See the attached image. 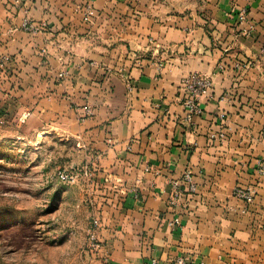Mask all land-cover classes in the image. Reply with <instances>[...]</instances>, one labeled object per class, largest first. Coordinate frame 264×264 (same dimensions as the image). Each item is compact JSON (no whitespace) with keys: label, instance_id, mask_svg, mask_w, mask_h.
Masks as SVG:
<instances>
[{"label":"crops","instance_id":"obj_1","mask_svg":"<svg viewBox=\"0 0 264 264\" xmlns=\"http://www.w3.org/2000/svg\"><path fill=\"white\" fill-rule=\"evenodd\" d=\"M263 42L264 0H0V109L95 168L98 262L264 264Z\"/></svg>","mask_w":264,"mask_h":264},{"label":"rangeland","instance_id":"obj_2","mask_svg":"<svg viewBox=\"0 0 264 264\" xmlns=\"http://www.w3.org/2000/svg\"><path fill=\"white\" fill-rule=\"evenodd\" d=\"M261 50L264 58V42ZM75 153L0 109V264H101L88 242L85 182L57 177Z\"/></svg>","mask_w":264,"mask_h":264},{"label":"built area","instance_id":"obj_3","mask_svg":"<svg viewBox=\"0 0 264 264\" xmlns=\"http://www.w3.org/2000/svg\"><path fill=\"white\" fill-rule=\"evenodd\" d=\"M94 10L91 7H87L84 19L86 21H89L90 18L93 16ZM6 57L0 55V70L4 68V65L6 64ZM159 66H162V63L159 62ZM209 85L208 78L200 75H192L189 78H187L184 82V87L186 90V98H185V104L192 112L199 111V106L197 104V99L200 93ZM87 113H90L89 108H86ZM57 177L62 182L66 183H76L80 180H83L86 183H93L94 179L96 178V170L94 167L89 165H83V166H66L63 168H59L57 171ZM183 180L185 182H188L190 184L189 188L193 189V185L191 182L190 174L189 172H186L183 176ZM174 189H176V192H178V184L177 182L173 183ZM233 194L235 196H238L246 201H250V193L248 191L244 190L241 187H236L233 191ZM174 223H179V217H174L173 219ZM88 242L90 248L97 251L101 247V241L98 238V235L94 229H91L89 231L88 236Z\"/></svg>","mask_w":264,"mask_h":264}]
</instances>
